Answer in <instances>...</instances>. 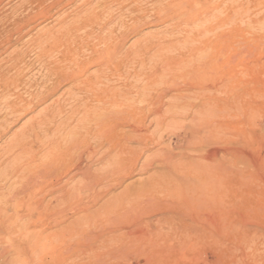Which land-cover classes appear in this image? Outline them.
I'll list each match as a JSON object with an SVG mask.
<instances>
[{
  "label": "rangeland",
  "instance_id": "374dc122",
  "mask_svg": "<svg viewBox=\"0 0 264 264\" xmlns=\"http://www.w3.org/2000/svg\"><path fill=\"white\" fill-rule=\"evenodd\" d=\"M175 1L180 0H0V71H7L9 65L13 64L14 69L10 68L7 74L13 75L19 71L18 73L23 75L22 80L25 82L22 81L16 89L11 91L28 99L29 96L25 92L33 90V88L24 90L26 81L43 79L44 65L47 62L57 61L59 58V53L52 51L49 45L55 36L61 37L60 40L63 37V41L66 38V41L70 44L74 43L76 46L88 44L97 48L101 57L95 54L89 55L86 60L89 66L87 73L92 75L100 74L101 71L109 73V78L104 79L102 85L113 87L121 92L132 91L133 98L130 101H133L135 99L133 91L136 88L142 89V85L145 87L144 84L147 80L152 79L154 73H161V77H157L155 82L149 83V88L152 90L159 87L173 89L176 84V87H183V85L196 82L191 80L190 71H188L191 65L199 64L207 57L211 58L212 66L213 61H216L214 62L215 68L211 67V72L216 71V75H224V77L236 76L235 80L239 78L237 86L232 78L233 87L228 91L229 94L225 93L231 102L227 114V120L230 121L226 120L228 124L226 143L234 151L226 156L229 159H234L235 153L243 156V163L239 167L238 165L233 166L229 186L226 190L225 203L227 206L224 211L227 227L225 232L215 233L208 237L194 233L173 232L168 226L170 223L178 221L177 214L173 213L175 209L171 207L175 205L177 199L168 194L167 196L165 192H156L152 194L161 203L153 214L161 217V212L165 213L166 217L170 215L171 218L167 223L159 222V226L150 223L143 227V229L146 228L147 233L161 231L159 234H154L155 238L157 235V240L153 245L142 242V239L134 240L132 237L115 241L107 240L106 237H110V231L114 228L113 225L106 222L107 218L113 216L106 212L108 202L115 198L112 203H117L116 197L126 187L129 186L128 188L131 190L137 189L140 183L148 180L151 173L155 174L156 164L152 169L150 168L151 170L147 169L148 171L142 172L139 170V165L146 159H157L161 154V148L176 140L175 135L166 130L165 136L160 139L159 144H152L149 141L143 145L144 150L141 154L134 155V158L139 155L140 159L136 167H133V162L129 161L126 165V173L123 172L120 175L123 178L118 179L117 183H113L110 187L101 188V196L97 201H88L84 204L83 210H76L74 202L57 204L54 200L51 201L52 195L46 194V191L53 183L48 181L49 179L38 180V182L35 180L32 187L34 198H40L43 192L45 194L44 204L49 202V209L43 218L27 221V227L24 222L23 232L25 234L31 232L30 236L32 237L39 236L41 238L38 240L40 245L37 243L35 250L21 254L15 264H264V0H209L213 6L211 11H195L193 14H186L184 10L180 11L176 7L177 2ZM168 2L171 3V11L168 9L171 7L168 6ZM105 4L110 5L106 11L102 9ZM166 5L167 7H165ZM162 6H164L163 10ZM86 18L87 21H85ZM83 20L86 23L78 26L77 23H84ZM209 40L211 41L209 42ZM207 41L209 46L208 44L204 45ZM40 46H44L43 51H40ZM109 50H115L113 64L120 66L119 71H115L113 64L107 63ZM87 53L83 52V56L88 55ZM225 62L228 66L225 65ZM175 73L177 74L175 75ZM162 81L164 82L160 83ZM164 83L166 84L164 85ZM69 86L70 84L63 83L46 101L34 103L33 107L23 106L24 111L20 110L9 117L5 116L7 110L3 106L4 99L0 95V123H2L0 125V187L4 186L3 189L0 188V203L5 196L2 191L11 190L20 182L22 184L30 182L31 184V180L26 178V174L18 179L19 182H14V178L10 180L2 178L7 169H12L15 166L22 167L26 163L32 164L33 162L28 160L29 155L27 154L16 158L17 152L14 154L8 152V155L6 150L13 152V145L19 139L26 137L27 132H31V122L39 118L40 113L49 103L60 98L62 94L60 101L67 103L64 99L68 96ZM11 91L4 97L12 98ZM215 92L217 96H225L221 90ZM72 93L71 95L75 98L79 96L74 91ZM70 101L72 100L70 99ZM137 101L139 100L137 99L135 102L138 103ZM68 107L69 105L66 104V110L56 117L55 123H51L50 130L52 132L50 130L41 132L37 139L27 137L26 140L32 139L31 143L34 145L33 150L36 151L35 162L37 164L47 157L42 148L50 142L51 145L58 139L66 138L68 134L65 130L74 126L75 123L70 124V127L65 124L66 122L61 124V120H65L66 115L69 114ZM53 126H57L58 130L53 132L52 129H55ZM124 129H128V127ZM153 129L154 125L150 130ZM170 133L174 136L172 137ZM157 138L158 136L155 137V139ZM143 146L137 145L136 147L141 149ZM160 146L161 148H156ZM97 167L98 169L104 168L101 165L93 166V168ZM64 179L65 177H62V180ZM78 179L76 176L69 185ZM134 186L135 188H133ZM162 195H164L163 199ZM148 196H141L138 200L145 201ZM164 204L172 205L169 207ZM61 210L67 214L63 218L59 217L60 219H58L50 214ZM158 227L160 228L158 229ZM46 234L50 235L46 237ZM102 236L103 240L100 239ZM88 240H90L89 243H87ZM91 244L92 246H90ZM93 246L98 249L94 251ZM90 247L93 250H90ZM94 253L100 254V256H96ZM14 257L16 255H9L8 260ZM95 258L99 259V262Z\"/></svg>",
  "mask_w": 264,
  "mask_h": 264
},
{
  "label": "bare ground",
  "instance_id": "6f19581e",
  "mask_svg": "<svg viewBox=\"0 0 264 264\" xmlns=\"http://www.w3.org/2000/svg\"><path fill=\"white\" fill-rule=\"evenodd\" d=\"M168 6H171V3H169ZM109 7L110 5L105 4L102 6V9H105L106 11ZM163 7L164 6H162V10ZM165 7H167V5ZM176 7L179 8L180 11L184 10L186 14H193L195 11H209L213 6H211L209 0H180L177 2ZM171 8L172 6L168 9L171 11ZM176 12L179 13V11ZM87 20L88 19L86 18L85 21ZM85 21L84 23H77L78 26L85 24ZM54 38L55 39L51 45H49V48L52 51H57L59 53V58L57 61L47 62L44 65L45 73L43 79L40 81L33 79L28 82L26 81L25 84L27 88L25 87L24 90L33 88V90L30 89L25 92L29 96L28 99H24L21 95H17L11 91L14 88L16 89V87H18L23 81V75L21 76V74L18 73V70L17 74H7V71L10 68L14 69L15 66L11 64L7 68V71H0V95L4 99L3 106L7 110L5 112L6 114H4L8 117L9 115H13L16 112L23 110V106L30 105L33 107V105L35 106L34 103L37 104L46 101L63 83L70 84L67 92L68 96L64 99L67 103H62L63 101H60L63 94L60 98L49 103L44 111L40 113L39 118L31 122V132H27L28 134L26 133V137L23 135L25 138L23 137L19 139L17 143L13 145V152L5 149L7 153L14 154L17 152L15 154L16 158L27 154L29 155L28 160L35 162L36 151L35 149L33 150L34 145L31 143L32 139L26 140L27 137H34L37 139L41 132L49 131L50 126L52 127L51 123H55L56 117L66 110V104L69 105L67 109L69 114L67 113L68 115H66L65 120H61V124L66 122L65 124L70 127V124L75 123L73 127L65 130L68 134L66 138L63 137V139H58L55 142H52L51 145L50 142L42 148L47 157L44 161L39 163L40 165L36 162H32V164H24L25 166H22L23 168L15 166L12 169L9 168L4 171L2 178L5 180L14 178V182H19L18 179L26 174V178L31 180V184L30 182H27L29 184H22L20 182L18 186L12 187L11 190L8 189L5 192L2 191V194L5 193V196L4 198L2 197L3 199L0 203V264H15L16 261L19 260L21 254L27 251L32 252L36 247L38 240L41 239L37 235L34 237L30 236L31 232H26L25 234L23 232L24 230H22L24 222L26 226L27 221L43 218L47 215L49 209V202L44 204L45 194H43V192L40 198H34L35 194L32 193V187L35 184L33 183L35 180L38 182V180L45 181L49 179L48 181L53 183L49 185V189L46 191V194L52 195L51 201L54 200L57 204L62 202H74L77 207L76 210H83L84 204L88 201H97L101 196V188L110 187L118 179L120 180V175L127 170L126 165L129 161H131V163L133 162V167H136L140 159L139 155L135 158L134 155L141 154L144 150L143 145H146L149 141L152 144H159V142H161L160 139L165 136L164 134L166 130L167 132L174 134L176 140L170 142L163 148H161V146L164 143L160 147H156L161 148L160 156L155 160H153V157V159H146L139 165V170L142 172L147 169L149 170L150 168L152 169L156 164L157 166H155L157 168L156 170L154 169L155 174L152 175L151 173L152 176L150 175L151 177L149 176V178L146 176L148 180L144 183H140L137 189L134 186L133 188L135 189L131 190L128 188L129 186L126 187L125 185L126 188L118 195V197H116L117 203H112L115 198H112L109 202L107 201L108 206L107 208L105 207L107 210L106 212L113 214V216L109 219L107 218L106 222L114 227L110 231V237H106L107 240L115 241L132 237L134 240L142 239V242L147 243L148 245H153L157 240V235L155 238L154 234H159L161 231L147 233L145 230L146 228L143 229V227L148 226L150 223L159 226V222L165 221V223H167L168 219L171 218L170 215L166 217L164 216L165 213L161 212V217L153 214L156 207L158 209V206L161 203V201L152 194H155L156 192H165L166 195L174 196V198L177 199L173 206H171L173 203L171 205L164 204L165 206L169 205V207L171 206L175 209L173 213L177 214L178 221H176V223H170L168 226L173 232L194 233L204 237L212 236L215 233L222 234L225 232L227 227L225 224L226 214L224 211L225 206H227L225 203L226 190L229 186L233 166L238 165L239 167V165L243 163V156L241 154L239 155L235 153L234 159H229V157L226 156L229 153H234V151L228 147V144L226 143L228 140H226V137H228L226 136L228 132V124L226 123V120L229 111V104L231 102L229 96L225 93H228L233 87V79L235 81V86L239 84V78L235 80L236 76L224 77V75L217 74L218 77L215 74L217 73L216 71H212L213 73L211 72V67L215 68L214 62L216 61H213L212 66L211 58L207 57L205 60L202 59L203 61L199 64L196 63L191 65L188 69L192 78L191 80L196 82H190L192 84L189 83L190 85H183V87L181 85V87H176V84L173 89L159 87L152 90L148 87L149 83H153L157 77H161V73H154L152 79L147 80L146 84H144L145 87L142 85V89L136 88L133 91L135 99L130 101L131 98H133L131 95L132 91L125 90L126 92H121L113 87L102 85L103 80L109 78V73H104L102 71L100 74L95 75L87 73L89 66L86 60L89 58L90 54L99 56L97 48L89 46L88 44H80L76 46L74 43L70 44L66 41V38H64V42L62 40L63 37L61 40V37L58 36H55ZM223 40L225 39L223 38ZM210 41L211 40H209V42ZM207 44L208 41L207 43H204L205 46ZM224 48L226 47L224 46ZM39 49L40 51H43L44 46H40ZM109 51V56L106 55L109 57L108 62L106 59L105 61L108 64H113L115 62V60H113L115 50ZM83 52H88V55L83 56ZM113 65L115 66V71H119L120 66L117 64ZM225 65H227V63ZM176 74L177 73H175V75ZM163 82L164 81L160 83ZM165 84L166 83H164V85ZM34 90H36V92H33ZM216 90H221L224 92L225 96H217L215 94ZM10 91V95L13 97H4V95ZM73 91L79 96L75 98L71 95L73 94ZM70 99L72 101L69 102ZM137 99L139 100L137 101L138 103L135 102ZM0 125H2V123H0ZM152 125H154V129L150 130ZM53 127L55 128L52 129L53 132L58 130L57 126ZM125 127H128V129H124ZM156 136H158L157 139H155ZM135 144L143 147L140 149L136 147L137 145L135 146ZM147 146L149 147V145ZM94 165H101L104 166V168H93ZM76 176L79 179L69 185ZM62 177H65V179L62 180ZM141 181H143L142 178ZM3 187L4 186L2 185L0 188L3 189ZM150 194L152 196H148ZM145 195L148 196L147 200L145 198V201L143 200L144 202L138 200L139 197L141 198V196L144 197ZM163 196L164 195L161 196L162 199ZM10 211H12V213H10ZM50 214L56 216L58 219H60L59 217L63 218L67 215L66 213H63L62 210ZM172 218H174V216ZM159 228L160 227H158V229ZM50 234L52 235V232ZM89 235L93 237V235ZM48 236L46 234V237ZM100 239L103 240V236ZM89 241L90 240L86 242L89 243ZM90 246H92V244ZM91 249L92 247H90V250ZM97 249L98 248L94 251ZM9 255H16V257L8 260ZM97 255L100 256V254ZM95 260L97 259L95 258Z\"/></svg>",
  "mask_w": 264,
  "mask_h": 264
}]
</instances>
